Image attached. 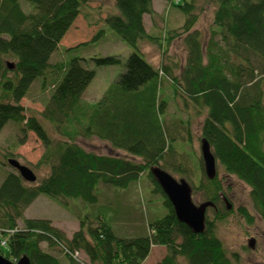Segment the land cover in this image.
Masks as SVG:
<instances>
[{"label":"trees","instance_id":"1","mask_svg":"<svg viewBox=\"0 0 264 264\" xmlns=\"http://www.w3.org/2000/svg\"><path fill=\"white\" fill-rule=\"evenodd\" d=\"M213 1L210 37L203 41L195 29L200 17L196 0H166L169 7L181 10L185 21L180 28L167 26L161 36L146 29L145 15L156 13L153 0H116L119 11L105 16L104 27L94 37L66 47L65 59L53 62L61 40L90 0H0V134L10 123L19 126L16 142L0 147L2 255L12 261L28 256L31 264H142L151 247L161 245L167 253L158 264H241L217 233L218 223L231 211L221 178L207 175L201 153V178L192 182L185 165L188 156L179 146L192 142L193 115L187 110L191 105L197 115L204 113L201 145L207 140L217 167L250 186L255 209L264 218V0ZM112 32L134 49L127 58L89 53ZM180 37L188 55L179 71L177 63H165L164 57L159 67L144 58L141 41L156 43L165 54ZM115 65L124 68L117 81L100 100L86 101L97 68ZM37 82L43 91L54 86L42 116L57 135L38 116H28L21 104ZM180 96L187 117L173 122L167 118L168 106L171 98ZM29 132L45 146L36 167L50 168L36 184L9 163ZM91 136L109 141L126 155L99 154L78 142ZM155 166L182 174L193 192L213 203L209 208L215 213H206L203 232L178 218L153 174ZM143 183L159 196L164 214L146 208L148 230L134 235L146 229L140 222L146 211L139 204L128 206L137 212L135 219L133 214L125 216L137 225L131 233L115 224L124 220L120 205L131 188ZM111 192L118 200L109 198ZM40 195L78 216L80 228L72 238L49 218L25 216ZM88 203L109 204L112 215L95 210L83 215L81 209ZM240 212L248 215L244 208ZM55 248L62 255L53 253ZM81 252L88 260L79 257Z\"/></svg>","mask_w":264,"mask_h":264},{"label":"rangeland","instance_id":"2","mask_svg":"<svg viewBox=\"0 0 264 264\" xmlns=\"http://www.w3.org/2000/svg\"><path fill=\"white\" fill-rule=\"evenodd\" d=\"M199 7L198 11L200 13L199 20L196 24L195 29L199 30L202 40L205 41L210 37V29L214 19V11L216 9V3L213 0H196ZM166 0H154L153 6L154 10L162 15L161 19L155 17V15L146 14L145 23L147 31L155 35H163L165 28H180L182 23H184L185 16L177 6L169 7L166 4ZM119 11L116 6V0H90L89 5L84 7L83 12L76 18L73 26L69 29L65 37L61 40L58 51L52 56V61H61L65 59L64 51L66 47L75 46L81 42L89 41L97 31L104 27V19L109 13H115ZM94 50H90L91 54L93 51L100 55H113L118 54L127 58L128 55L134 50L129 44L124 42L115 33H109L107 37L102 38ZM140 48L142 49L144 58L150 61L155 66L162 64L163 57L164 62L168 64L175 65L183 68L184 63L187 60V46L184 37L177 38L170 45L167 53H163V50L156 43L150 42L148 40L141 41ZM95 67V66H94ZM180 68V69H181ZM178 69V71L180 70ZM98 74L96 78L92 81L88 89L84 94V99L88 102H95L100 100L108 88L113 85L120 74L124 71V68L120 65L115 66H105L97 68ZM169 86V85H168ZM167 91V95L170 94L172 97V88L170 86ZM54 86L49 85L48 88L43 91L40 86V82L34 83L28 96L22 99L21 104L26 108V114L28 116L36 115L38 116L48 128V130L53 134L58 133L55 130L53 124L50 123L44 116H42L43 111H45L47 101L51 96ZM172 99L168 106L167 118L171 121H175L176 117H187L184 108L185 105L181 99ZM192 116L191 120V140L185 143H181L179 150L184 152L187 157L185 165L188 166L189 172L192 173L188 176L192 182H196L201 178V171L199 168L198 158L201 157V125L204 120V113L197 115L196 108L191 106L187 109ZM172 115H175L172 117ZM0 134V147L6 148L11 143H15L17 137L19 136V126L16 123H10ZM26 142L20 145L15 151V159H18L22 164H26L37 175V181L33 184L40 183L42 178L48 176L50 168L48 165L37 166V163L41 159L45 146L42 140L37 137L34 132H29L26 137ZM78 142L89 150H93L105 154L113 155H126L124 151H120L114 148L109 141L100 139L97 136L91 137H79ZM169 173L175 176L177 179H182L184 176L179 173H174L172 169H167ZM217 174L221 178V181L225 187L226 191V202L231 210L223 219L218 223L217 233L219 237L223 240V243L228 250L230 256L237 257L241 264H264V218L261 217L258 211H256L253 199L251 197V188L248 184L239 180L235 175L228 174L221 165L217 167ZM2 174H0L1 177ZM185 179V178H184ZM186 180V179H185ZM147 183L136 184L133 186L129 193V197L122 202L120 207L123 209L120 211L122 217H124L122 222L116 225L126 228L128 232H132L133 227L137 226L133 220H126L125 216L136 218L137 212L134 213L130 211L129 207L132 203L139 204L142 210L146 211V218L142 219L140 222L142 226H145V230L138 232L134 235H143L148 230V212L146 208L153 209L151 212L156 211L157 214H164L163 205L159 200V196L154 195L150 191ZM114 195H109V198L116 200ZM157 196V197H156ZM193 201L200 205L204 202V197L200 192H192ZM118 200V199H117ZM73 205V204H72ZM107 205L96 206L87 204L86 208L81 209V213L86 215L94 210L96 212L101 211L102 214H106L108 217L111 214L112 209ZM123 205V206H122ZM149 207H148V206ZM75 206V205H73ZM79 207V205H77ZM240 208L247 210V214L240 212ZM124 210V211H123ZM145 211H143L145 213ZM25 216L34 218H49L52 223L60 228L65 234L72 238L73 234L80 228V220L78 216L71 210L66 209L61 206L56 201L51 200V198L46 195H40L37 200H35L26 209ZM207 213L213 216L215 213L214 208H208ZM22 225V222H19ZM253 243V244H252ZM252 244V245H251ZM42 246L45 249L50 250L48 243L43 242ZM151 253L142 264H158L162 257L167 253V248L161 245H154L151 247ZM51 251V250H50ZM53 253L62 255L60 250L57 248L52 250ZM79 257L81 259L88 260L85 253L81 252ZM187 264V263H185Z\"/></svg>","mask_w":264,"mask_h":264},{"label":"water","instance_id":"3","mask_svg":"<svg viewBox=\"0 0 264 264\" xmlns=\"http://www.w3.org/2000/svg\"><path fill=\"white\" fill-rule=\"evenodd\" d=\"M11 68L14 67L12 62H9ZM210 145L207 140H204L201 145L202 157L205 165V171L210 178H214L217 174V165L215 156L210 150ZM9 163L20 172L23 178L28 182L37 181V175L31 167L22 164L18 159L11 158ZM153 174L161 185L165 194L171 200L175 207L178 218L189 225L195 232H203L205 229L206 212L211 202H202L196 204L192 198V186L184 178L178 180L168 171L159 166L153 167ZM253 244V243H252ZM251 244V245H252ZM28 256L21 257L18 261H12L0 253V264H31Z\"/></svg>","mask_w":264,"mask_h":264},{"label":"crops","instance_id":"4","mask_svg":"<svg viewBox=\"0 0 264 264\" xmlns=\"http://www.w3.org/2000/svg\"><path fill=\"white\" fill-rule=\"evenodd\" d=\"M153 2H154V0H153ZM156 12V11H155ZM155 17H157V19L158 18H160L161 19V17H162V15H159V13L158 12H156L155 13ZM145 18H146V15H145ZM159 20V19H158ZM146 22V21H145ZM126 153V152H125Z\"/></svg>","mask_w":264,"mask_h":264},{"label":"built area","instance_id":"5","mask_svg":"<svg viewBox=\"0 0 264 264\" xmlns=\"http://www.w3.org/2000/svg\"><path fill=\"white\" fill-rule=\"evenodd\" d=\"M2 244H5V242H2ZM77 255H79V254L77 253Z\"/></svg>","mask_w":264,"mask_h":264}]
</instances>
